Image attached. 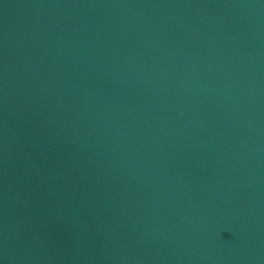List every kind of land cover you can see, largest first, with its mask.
<instances>
[{
  "label": "water",
  "instance_id": "95a60500",
  "mask_svg": "<svg viewBox=\"0 0 264 264\" xmlns=\"http://www.w3.org/2000/svg\"><path fill=\"white\" fill-rule=\"evenodd\" d=\"M0 264H264V0H0Z\"/></svg>",
  "mask_w": 264,
  "mask_h": 264
}]
</instances>
